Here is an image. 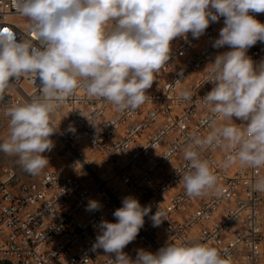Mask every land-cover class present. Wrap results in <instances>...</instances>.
I'll return each instance as SVG.
<instances>
[{"label":"built area","instance_id":"2783aa9c","mask_svg":"<svg viewBox=\"0 0 264 264\" xmlns=\"http://www.w3.org/2000/svg\"><path fill=\"white\" fill-rule=\"evenodd\" d=\"M250 14L264 23V13ZM28 23L13 0H0V28L12 29L19 42ZM222 27L223 17L198 39L191 33L175 38L169 61L134 112L117 111L82 89L67 98L59 110L75 131L55 123L62 171L46 169L36 179H22L12 177L14 167L0 168V264H110L114 254L92 246L100 221L116 222L113 212L129 195L151 206L138 236L123 250L132 259L138 249L155 253L170 242H184L209 243L230 257V264H264V192L252 190L264 178V167H225L227 152L206 148L201 158L212 165L223 194L211 190L189 198L180 181V171L187 168L182 149L188 138L209 132L202 123L208 109L196 98L214 86L206 82V67L230 50L212 46ZM246 54L259 65L264 43ZM10 83L0 101L3 113L9 101L23 103L39 95L38 78L36 83L28 77ZM183 91L193 100L182 99ZM90 200L99 202L98 211L86 210ZM159 206L164 220L154 227L150 216Z\"/></svg>","mask_w":264,"mask_h":264},{"label":"clouds","instance_id":"9594fccd","mask_svg":"<svg viewBox=\"0 0 264 264\" xmlns=\"http://www.w3.org/2000/svg\"><path fill=\"white\" fill-rule=\"evenodd\" d=\"M13 7L29 22L28 32L18 42L12 29L0 28V101L13 78L33 83L38 78L40 87L39 95L23 103L9 101L3 109L9 134L0 152L17 156L29 175L38 176L49 165L43 154L54 147L51 117L67 98L82 89L117 111L134 112L169 61L171 42L188 33L198 39L221 17L224 27L212 46L230 50L206 67V82L214 86L196 102L208 109L202 123L209 132L188 138L180 181L189 198L211 190L223 194L212 165L201 158L206 148L226 151L225 167H264V61L254 66L246 54L264 43V23L250 14L264 13V0H13ZM181 96L193 100L188 91ZM233 117L246 123L237 125ZM69 131L75 129L69 126ZM252 190L264 192V178ZM121 205L113 212L116 222L100 221L92 246L114 254L110 264H230V257L209 243L170 242L155 253L138 249L132 259L123 250L138 236L151 206L131 195ZM100 207L90 200L86 210ZM163 217L159 206L150 216L153 226Z\"/></svg>","mask_w":264,"mask_h":264},{"label":"rangeland","instance_id":"374dc122","mask_svg":"<svg viewBox=\"0 0 264 264\" xmlns=\"http://www.w3.org/2000/svg\"><path fill=\"white\" fill-rule=\"evenodd\" d=\"M62 114L58 116L59 118L57 116L53 115L51 117V119L53 121H56V118L59 119V122H60L59 123L60 124L59 129L62 128V129L68 130L69 129L68 121H67L66 116L64 114H63V116H64V119H63ZM54 130L57 131L58 129L54 127ZM54 133L50 137L51 141L53 142L54 147L51 149V151H46L43 154L48 158V161H49V165L44 170L49 169V170L58 171L57 168L64 166L62 159L57 157V152H55L56 155L54 154V151H55ZM57 133H58V131H57ZM8 134H9L8 117H6L4 115V113L0 110V143H2L8 137ZM3 166L14 167L18 176L22 179H26V178L36 179L40 176V175L32 176V175H29L28 173H26L23 170V168L20 166L17 156H10V155L4 154L3 152H0V168Z\"/></svg>","mask_w":264,"mask_h":264},{"label":"bare ground","instance_id":"6f19581e","mask_svg":"<svg viewBox=\"0 0 264 264\" xmlns=\"http://www.w3.org/2000/svg\"><path fill=\"white\" fill-rule=\"evenodd\" d=\"M62 113H63L62 111L58 110L54 115L58 117V116L61 115ZM62 117H63V119H64L63 114H62ZM58 118H59V117H58ZM56 121H57L58 123H60V122H59V119H57V118H56ZM56 121H53V120H52V122H53V127H55V123H56ZM54 132H55V133H54V141H55V142H54V144H55V151H54V154H55V152H57V150H59V148H60L61 141H60V137H59L57 131L55 130ZM55 155H56V154H55ZM55 155H54V156H55ZM57 157H58V154H57ZM58 158H60V157H58ZM62 167H63V166L57 168V170H58V171H62ZM1 168H9V166H3V167H1ZM12 177H13V178H20V177L18 176V174L16 173L15 169L12 170Z\"/></svg>","mask_w":264,"mask_h":264}]
</instances>
